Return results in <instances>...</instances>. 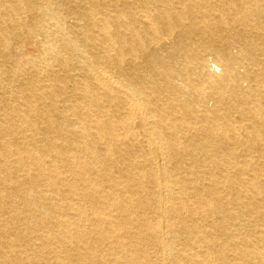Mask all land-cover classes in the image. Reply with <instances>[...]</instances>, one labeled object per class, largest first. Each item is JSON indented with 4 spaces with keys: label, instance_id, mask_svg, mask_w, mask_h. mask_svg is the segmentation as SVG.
<instances>
[{
    "label": "bare ground",
    "instance_id": "6f19581e",
    "mask_svg": "<svg viewBox=\"0 0 264 264\" xmlns=\"http://www.w3.org/2000/svg\"><path fill=\"white\" fill-rule=\"evenodd\" d=\"M0 264H264V0H0Z\"/></svg>",
    "mask_w": 264,
    "mask_h": 264
},
{
    "label": "rangeland",
    "instance_id": "374dc122",
    "mask_svg": "<svg viewBox=\"0 0 264 264\" xmlns=\"http://www.w3.org/2000/svg\"><path fill=\"white\" fill-rule=\"evenodd\" d=\"M24 52H26L27 54H30L31 50L30 49H26Z\"/></svg>",
    "mask_w": 264,
    "mask_h": 264
}]
</instances>
